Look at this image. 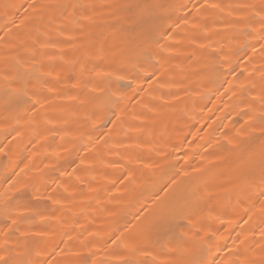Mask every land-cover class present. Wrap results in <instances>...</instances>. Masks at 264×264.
<instances>
[{"label": "bare ground", "instance_id": "1", "mask_svg": "<svg viewBox=\"0 0 264 264\" xmlns=\"http://www.w3.org/2000/svg\"><path fill=\"white\" fill-rule=\"evenodd\" d=\"M0 264H264V0H0Z\"/></svg>", "mask_w": 264, "mask_h": 264}]
</instances>
